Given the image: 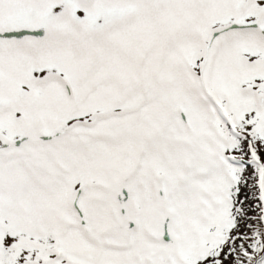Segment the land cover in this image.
<instances>
[{
    "label": "snow or ice",
    "instance_id": "snow-or-ice-1",
    "mask_svg": "<svg viewBox=\"0 0 264 264\" xmlns=\"http://www.w3.org/2000/svg\"><path fill=\"white\" fill-rule=\"evenodd\" d=\"M0 264H264V0H0Z\"/></svg>",
    "mask_w": 264,
    "mask_h": 264
}]
</instances>
